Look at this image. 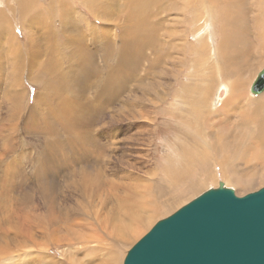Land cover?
Listing matches in <instances>:
<instances>
[{
  "label": "bare ground",
  "instance_id": "bare-ground-1",
  "mask_svg": "<svg viewBox=\"0 0 264 264\" xmlns=\"http://www.w3.org/2000/svg\"><path fill=\"white\" fill-rule=\"evenodd\" d=\"M3 1L0 0V5L4 4ZM15 1L16 8H19V20L30 34L22 42L20 38H17V33L13 31L6 13L0 11V42L7 43V49L0 52V121L8 124L4 130V136L2 135L4 140L0 144V174L6 176L3 180L0 179V182H3L0 183V192H4L5 189V193L11 196L14 190L8 193L9 187L17 186L15 178L12 177L13 174L18 173L17 176H19L25 172L21 160L27 156H24L27 151H23L22 146L17 144L16 138H13V131L18 129L19 120L23 119L22 130L24 131L22 132L38 136L37 142L39 143L45 142L43 150L39 153L40 159L35 166V180L41 182L43 186L49 185V179L61 174L62 186L66 187L63 188L65 191L61 190L63 200L61 211L53 212L55 206L58 205L57 200L53 198V201L47 199L46 203L49 206L43 208V214L49 212L48 216L55 219L72 217L79 209H87L85 202L98 205V214L103 227L101 233L104 236V246L95 248L92 242H87L85 248H81L82 244L74 238L73 231L64 230L61 232V248H59L61 264L63 262L65 264H122V256L117 253L115 246L109 244L110 239L124 228L137 234L139 225H134V223L144 217L147 209L150 211L149 205L153 199L149 192L151 184L146 186V183L143 182L146 179H136L135 182L118 181V183L117 179L113 181L112 176H108L107 171L113 161L111 154L118 144L117 138L127 135L128 140L136 141L139 140V134L136 133L138 130L130 134L131 126L124 128L121 120L122 110L129 105L127 99H122L123 94L120 97L119 79L124 81L128 91L129 70L124 66L117 75H112L106 72L105 65L109 68L110 62L121 58L127 45V34L133 16L145 4L149 3L146 0H80L96 20L110 23V28L100 27L85 20L87 17L77 16L76 12L68 6V0H51V3L56 7L58 17H54L53 28L55 29L50 25V28L45 29L41 13L35 11V8L40 6L38 0ZM165 1L168 3L170 0ZM234 1L197 0L198 6L191 4L188 0H178L175 3L174 8L177 12H188L193 15L197 28L195 38L198 45L196 46L201 47L199 54L201 51L206 52L201 45L207 44V40H209L213 45L212 55H217L216 37L218 35L214 33V29L208 27V17L212 13L213 7L217 6L226 7L228 11L234 13L238 10L237 0ZM238 2H242V0H238ZM198 7L202 8L203 12L199 11ZM174 12L173 15H175ZM148 15L151 25L154 24L155 19H161L164 23L161 24L159 21L157 22L158 26L171 22L168 19L170 15L167 8H152ZM204 18L205 24L203 25ZM175 23L177 24V22ZM231 24L233 23L231 22ZM176 29L180 33L178 28ZM180 40H184L185 43L189 42L188 39ZM175 46L177 47L176 41L170 47ZM165 47L142 44L141 56L149 55L143 52L144 48L161 52ZM179 47L182 48L181 44ZM221 55L233 69L237 66L235 57L230 56L227 52L224 55L222 52ZM151 56L156 57L154 59L160 62H163V59L167 60L165 54L163 56L161 53L152 54ZM166 56L170 59L172 54ZM201 56L204 55L201 54ZM218 59L215 58L217 62ZM144 64L136 62L138 67H135L134 63H130V67L133 65L134 68L142 69ZM83 69L91 71L92 74L85 85H78L76 74ZM152 69H163L170 73L172 67L154 63ZM25 81L40 85L39 92L33 96L35 105L29 107L27 114L25 113L26 116L23 112L28 99V90L24 88ZM218 83L213 104L216 108L223 105L224 109L226 101L232 96L234 83L232 85L225 81ZM159 86V81L150 82L148 89H157ZM125 97L127 98V96L123 98ZM231 103L232 101H229L226 105L229 106ZM133 105L135 106V104ZM154 105L156 109V103ZM109 110H112L110 115H108ZM133 115L134 118H138L134 109ZM231 117L227 114V116H219L215 119L217 123H207L205 125L206 135L210 139L217 138V124L225 126L226 130L229 129L231 133L232 128L240 126L242 119L240 117L235 120L236 117L233 116L232 121ZM130 118L132 117L130 116ZM256 118L262 120L263 123H256ZM247 121L245 124H253L256 128L264 129L262 108H259L255 115H252L251 119ZM194 126L190 125L188 129L199 134ZM139 129L141 128L139 127ZM10 135L11 137H9ZM2 136L0 135V138ZM146 139L148 140L149 136ZM122 156L123 153H119L120 162L124 161ZM178 157L182 158V156ZM64 168L68 170L65 171ZM24 177L26 178V176L22 177L23 182H25ZM16 182H22V180L16 178ZM43 189L49 196L51 192L53 193V188L47 189L44 186ZM112 190L117 191L113 192ZM11 201H13L12 198ZM21 205L15 200L8 203L6 207L0 205V217L7 220L18 216L28 219L30 212L17 210V206ZM77 220V218L68 219V223L73 226V221ZM28 237L12 241L8 251H0V253L2 252L0 256L6 254L4 264L14 263L13 252H10L17 245L28 249V251H24L22 264H53L51 262L57 261L51 257L52 253L49 255L51 258L44 254L45 250L50 247L41 246ZM0 239L6 240V242L11 240L10 237L4 235H0ZM6 242H0V247L4 246ZM46 260L51 262H46Z\"/></svg>",
  "mask_w": 264,
  "mask_h": 264
},
{
  "label": "rangeland",
  "instance_id": "rangeland-1",
  "mask_svg": "<svg viewBox=\"0 0 264 264\" xmlns=\"http://www.w3.org/2000/svg\"><path fill=\"white\" fill-rule=\"evenodd\" d=\"M38 1L40 6H37L35 11L41 13L42 22L46 26L44 28H50V26L53 28L55 25H53L55 23L54 17H58L55 5L51 3V0ZM68 1V6L76 12L77 16L87 17L85 20L100 27L111 28L110 23L96 20L80 0ZM177 1L170 0L168 3L165 0L150 1L149 6L151 8H167L170 15L168 19L171 21L167 24H173L174 28L166 37H159L153 42L143 45L166 46L165 49L161 50V54L162 56L165 54L167 60L145 62L142 69L134 68L131 65L128 69L127 95L123 94V97L127 96V98H123L122 94L120 95L123 100L127 99L128 105L131 106L122 110V125L124 128L131 126L130 134L138 130L136 133L139 134V140H128L127 135L117 138V148L113 150L112 154L110 153L113 161L107 171L108 176L111 175L113 181L117 179L116 182H135L136 179H146L143 182L146 183V186L151 184L149 192L153 199L152 205L151 203L149 205L150 211L147 209L144 217L134 223V225H139L137 234L124 228L119 230L113 239H110V242L115 245L117 253L122 256V264L131 247L157 221L171 215L203 192L217 188L220 182H223L225 187L232 189L238 197H243L264 187V135H262L264 129L256 128L253 124H245L259 108H262L264 114V91L258 95H252L250 92L253 80L264 67V0H242V2L237 0L236 7L238 10L234 13L228 11L226 7H213L207 25L210 29H214V33L218 35L216 37L217 55L215 56L211 53L213 45L209 40H207L208 45L206 43V46L205 44L201 45L206 52L201 51L199 54L201 47L196 46L198 45L195 38L197 28L193 15L188 12H177L174 8ZM188 1L198 6L197 0ZM3 3L0 5V11L6 13L13 31L17 33V38L24 42L25 37L30 32L19 20V8H16V1L4 0ZM50 4L52 6H48ZM198 10L203 12L200 7ZM173 11H175V15H173ZM29 14L31 15L30 10ZM138 19L150 23L149 15L144 16L140 13ZM159 21L164 24L161 19H155L154 23ZM176 28L180 33L177 32ZM180 39H188L189 42L185 43L184 40ZM174 41L177 42V47H170ZM179 44L182 48L179 47ZM242 51L244 52L242 53ZM222 52L223 55L227 52L236 58L237 66L234 69L223 58ZM167 53L172 54L170 59L166 56ZM214 57L219 58L218 62ZM152 58L156 57L152 56ZM118 59L110 62V64ZM165 62L169 64L167 65ZM154 63L165 64L167 67H172V70L168 73L160 69L158 73L160 86L157 89L149 90L143 85V81L152 80L150 73ZM105 68L108 67L105 65ZM219 81H225L231 85L234 83L232 96L226 101V103L229 101L232 103L229 106L225 103L224 109L222 108L223 105L216 108L213 104ZM24 88L28 90V99L24 107L25 110H23L25 114L29 107L35 105L33 96L39 92L40 85L27 81ZM155 103L156 109L154 108ZM133 109L138 118H134ZM112 110H109L108 115L111 114ZM227 114L232 117L235 116V120L241 117L240 126L232 128L230 134L229 129L226 130L225 126L217 124L218 136L215 139H210L206 135L205 125L217 123L215 119L219 116H227ZM23 115L22 117H24ZM232 117L231 120L233 121L234 118ZM255 122L263 123L259 118H256ZM1 125L5 127H1ZM22 125L23 119H20V127L18 126V129L13 131V138H16L17 144L22 146L23 151H27V154H24L27 156L21 160L25 172L19 176H17L18 173L13 174L12 177L15 178L17 186L15 188L9 187L8 193L14 190L11 196L5 193V189L4 192H0V205L6 207L8 203L15 200V202L22 204L17 206L18 211L30 213L28 219L21 216L9 220L0 217V235L9 237L15 235L18 230L22 233L21 236L8 240L4 246L0 247V251H8L12 241H18L29 236L28 238L35 243L50 247V249L45 250L46 253L43 250V253L48 256L52 253L51 257L57 261L46 260V262L61 264L59 261L61 260L59 249L61 232L64 230L73 231L74 238L79 240L84 229L82 222L73 221L74 225L72 226L68 223V219H78L79 213L84 211L88 216L101 223L98 205L85 202L87 209H79L72 217L55 219L48 216L49 212L43 214V208L49 206L46 203L47 199L53 201L55 198L58 205L55 206L53 212L61 211V202L63 201L61 190L65 191L63 188L66 187L62 186L61 174L56 175L48 180L50 181L49 185H44L47 189L53 188V193L51 192L49 196L44 191L43 184L35 180V166L40 159L39 153L43 150L45 142L39 143L37 142L38 136L22 132L24 131ZM190 125H196L194 129H197L199 134L195 131L192 132V129L189 130L188 126ZM0 127L2 128L0 130L2 136L8 124L0 121ZM3 136L0 138V144L4 140ZM147 136H149L148 140L146 139ZM37 144L39 145L37 146ZM119 153H123V162H120ZM178 156H182V158ZM2 157L4 156L2 155ZM254 157H258V159ZM64 169L65 171L68 170L67 168ZM23 176H26V178L24 177L25 182H23ZM5 177V174H0L1 180ZM16 178L21 179L22 182H16ZM46 229H49L59 240L48 239L44 234ZM103 246L98 245L95 248H102ZM12 250L10 253L13 252V264H22V257L26 248L17 245ZM5 257L6 254L0 256V264H4ZM51 257L49 256V258ZM63 264L65 263L63 262Z\"/></svg>",
  "mask_w": 264,
  "mask_h": 264
},
{
  "label": "water",
  "instance_id": "water-1",
  "mask_svg": "<svg viewBox=\"0 0 264 264\" xmlns=\"http://www.w3.org/2000/svg\"><path fill=\"white\" fill-rule=\"evenodd\" d=\"M264 91V68L250 87ZM124 264H264V187L243 197L220 182L157 221Z\"/></svg>",
  "mask_w": 264,
  "mask_h": 264
},
{
  "label": "crops",
  "instance_id": "crops-1",
  "mask_svg": "<svg viewBox=\"0 0 264 264\" xmlns=\"http://www.w3.org/2000/svg\"><path fill=\"white\" fill-rule=\"evenodd\" d=\"M148 3H150L151 0H146ZM151 7L149 4H145L141 9L137 11L135 16H133V19L130 23V29L127 34V45L123 51V55L121 58L114 63L110 64V67L106 69V72L108 74L117 75L119 70L122 67H126L127 69L130 68V63H134L135 67H138L136 65V62L143 65L145 62H152L157 61V59L152 58V54H160L161 52L159 50H152V49H143V52L148 53L147 56H141V45L147 44L153 42L155 39L159 37H166L168 33L173 30V24H166L158 26L157 23H154L151 25L150 23H147L145 20L138 19V14H143L144 16H147L149 12L151 11ZM7 49V45L5 42H0V52ZM160 70L158 69H152L151 75L152 80L151 81H143V85L148 88V84L150 82H156L159 81L158 79V73ZM91 71L87 69L80 70L76 74V81L78 85H85L86 81L91 76ZM119 93L125 94L127 93V87L124 85V81L119 79Z\"/></svg>",
  "mask_w": 264,
  "mask_h": 264
},
{
  "label": "flooded vegetation",
  "instance_id": "flooded-vegetation-1",
  "mask_svg": "<svg viewBox=\"0 0 264 264\" xmlns=\"http://www.w3.org/2000/svg\"><path fill=\"white\" fill-rule=\"evenodd\" d=\"M81 219H83V221H81ZM77 221L82 222L84 224V229L81 233V237L79 240H77L82 244L81 248H85V245L87 242H92L94 247L98 246V245H104V236L101 233L103 227H102L101 223H99L93 217L88 216L84 211H81L79 213ZM44 234L48 239L59 240L49 229H46ZM19 236H21L20 230H18L15 235H11L9 237L12 240V239H15L16 237H19ZM0 242L5 243L6 240L1 239ZM109 244L112 246H115L112 244V242H109Z\"/></svg>",
  "mask_w": 264,
  "mask_h": 264
},
{
  "label": "trees",
  "instance_id": "trees-1",
  "mask_svg": "<svg viewBox=\"0 0 264 264\" xmlns=\"http://www.w3.org/2000/svg\"><path fill=\"white\" fill-rule=\"evenodd\" d=\"M59 248H61V245H60V247Z\"/></svg>",
  "mask_w": 264,
  "mask_h": 264
}]
</instances>
